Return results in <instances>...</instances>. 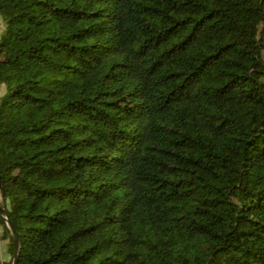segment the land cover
Instances as JSON below:
<instances>
[{
    "label": "trees",
    "instance_id": "trees-1",
    "mask_svg": "<svg viewBox=\"0 0 264 264\" xmlns=\"http://www.w3.org/2000/svg\"><path fill=\"white\" fill-rule=\"evenodd\" d=\"M0 19L18 264H264V0H0Z\"/></svg>",
    "mask_w": 264,
    "mask_h": 264
},
{
    "label": "water",
    "instance_id": "water-1",
    "mask_svg": "<svg viewBox=\"0 0 264 264\" xmlns=\"http://www.w3.org/2000/svg\"><path fill=\"white\" fill-rule=\"evenodd\" d=\"M2 197H4V193H3L1 183H0V198H2ZM0 212L6 220V226L9 229L11 236L13 238V242H14V259H13L12 264H18V260H19V239H18L17 232L15 230L13 223L11 222V220L8 216L7 210L0 206Z\"/></svg>",
    "mask_w": 264,
    "mask_h": 264
},
{
    "label": "rangeland",
    "instance_id": "rangeland-1",
    "mask_svg": "<svg viewBox=\"0 0 264 264\" xmlns=\"http://www.w3.org/2000/svg\"><path fill=\"white\" fill-rule=\"evenodd\" d=\"M2 30H3V24H2V21L0 19V34H1ZM3 94H5V87L0 85V98L2 97ZM0 202H1V199H0ZM0 231L2 232V229ZM11 260H12V256L10 255L9 250H8V241L3 240L1 242L0 264L10 262Z\"/></svg>",
    "mask_w": 264,
    "mask_h": 264
},
{
    "label": "crops",
    "instance_id": "crops-1",
    "mask_svg": "<svg viewBox=\"0 0 264 264\" xmlns=\"http://www.w3.org/2000/svg\"><path fill=\"white\" fill-rule=\"evenodd\" d=\"M3 86V85H2ZM4 87V86H3Z\"/></svg>",
    "mask_w": 264,
    "mask_h": 264
}]
</instances>
